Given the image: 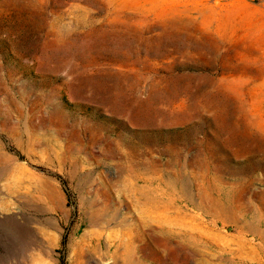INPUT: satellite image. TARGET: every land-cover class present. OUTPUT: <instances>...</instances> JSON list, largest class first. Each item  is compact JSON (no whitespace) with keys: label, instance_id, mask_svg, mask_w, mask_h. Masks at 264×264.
I'll list each match as a JSON object with an SVG mask.
<instances>
[{"label":"rangeland","instance_id":"374dc122","mask_svg":"<svg viewBox=\"0 0 264 264\" xmlns=\"http://www.w3.org/2000/svg\"><path fill=\"white\" fill-rule=\"evenodd\" d=\"M0 264H264V0H0Z\"/></svg>","mask_w":264,"mask_h":264},{"label":"bare ground","instance_id":"6f19581e","mask_svg":"<svg viewBox=\"0 0 264 264\" xmlns=\"http://www.w3.org/2000/svg\"><path fill=\"white\" fill-rule=\"evenodd\" d=\"M165 191L163 184H154V182L148 183L143 190L148 216L151 218V222H158L156 225L153 223L151 225V229L155 234L157 231L162 235L167 232L166 214L172 209V204L166 201L167 194ZM176 211L179 212V210Z\"/></svg>","mask_w":264,"mask_h":264}]
</instances>
